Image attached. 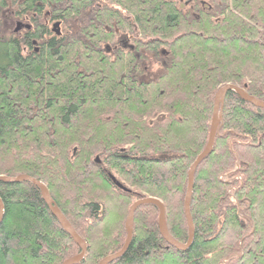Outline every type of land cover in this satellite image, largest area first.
<instances>
[{
    "label": "trees",
    "instance_id": "16d2710c",
    "mask_svg": "<svg viewBox=\"0 0 264 264\" xmlns=\"http://www.w3.org/2000/svg\"><path fill=\"white\" fill-rule=\"evenodd\" d=\"M8 1L0 175L46 184L87 242L79 264L123 247L142 196L164 203L169 233L186 243L188 173L207 145L217 92L234 84L264 101V0H12L31 16L21 33L2 16ZM0 198V264H62L81 251L36 184L0 182ZM190 210V248L170 245L159 208L144 204L130 247L110 264H264V108L235 91L196 169Z\"/></svg>",
    "mask_w": 264,
    "mask_h": 264
},
{
    "label": "water",
    "instance_id": "95a60500",
    "mask_svg": "<svg viewBox=\"0 0 264 264\" xmlns=\"http://www.w3.org/2000/svg\"><path fill=\"white\" fill-rule=\"evenodd\" d=\"M229 91H235L237 92L240 96H242L243 99L247 100L248 102L254 104L257 107L264 108V101L257 99L254 96L249 95L244 87H240L234 84H227L223 86L216 94V100H215V107H214V112H213V118H212V124H211V129L209 133V138L207 145L205 149L197 156L193 164L191 165L188 173V187H187V193L185 197V202H184V208H185V215L189 227V238L186 243H180L177 241L175 238L171 236V234L168 231V227L166 224V217H165V206L164 203L157 197H141L137 201H135L128 212V216L126 218V230H127V238L125 240V243L123 247L116 253L111 254L106 256L104 259L99 264H110L112 261L115 259H118L122 257L128 248L131 245L132 238H133V222H134V215L135 211L142 205L144 204H154L159 208V228L162 236L164 239L172 246L177 248L180 251H185L193 243L194 240V234H195V229H194V223L193 219L191 216V210H190V205H191V199H192V194H193V189H194V176L196 169L198 166L201 164V162L212 152L214 143H215V138L217 135L218 128L222 122V112H223V107H224V101L226 94ZM111 179L114 181V183L121 188L124 191L129 192L130 190L126 188L124 185H122L113 175H110ZM24 181H29L34 184H36L41 192L44 201L46 202L48 208L52 212L53 216L57 218V220L60 222L64 230L73 238L75 243L80 247L81 251L78 255L73 256L69 258L68 260L64 261L62 264H79L85 257L88 246L86 241L75 231L71 223L68 221V219L65 217V215L62 213V211L59 209L57 206L56 202L53 200L48 187L46 184L38 180L36 178H33L29 175H18L17 177H7L4 175H0V182H6V183H20ZM4 215V205L3 202L0 198V221L2 220Z\"/></svg>",
    "mask_w": 264,
    "mask_h": 264
},
{
    "label": "flooded vegetation",
    "instance_id": "af4514ba",
    "mask_svg": "<svg viewBox=\"0 0 264 264\" xmlns=\"http://www.w3.org/2000/svg\"><path fill=\"white\" fill-rule=\"evenodd\" d=\"M17 1L18 4H22L25 2V0H14ZM78 1V0H77ZM87 3H89V0H85ZM181 1V0H180ZM2 16L5 17L8 21H16L17 27L14 28V31L16 33H21L24 28H26L25 21L30 20V15H20L13 6L12 0L8 1V6L4 9ZM57 24H54V29L56 28ZM57 32V31H56Z\"/></svg>",
    "mask_w": 264,
    "mask_h": 264
},
{
    "label": "rangeland",
    "instance_id": "374dc122",
    "mask_svg": "<svg viewBox=\"0 0 264 264\" xmlns=\"http://www.w3.org/2000/svg\"><path fill=\"white\" fill-rule=\"evenodd\" d=\"M10 23H12V21H9V24H10ZM13 26H14V28H16V27H17L16 23H14ZM154 66H157V65L155 64V65H153V67H154ZM142 197H146V196H142ZM147 197H150V196H147ZM136 201H137V200H136ZM133 203H134V202H133ZM130 207H131V206H130ZM129 209H130V208H129ZM114 212H115V213H114ZM114 212H113V210L109 212V215H110L109 218L111 217V219H113V218L116 216V213H117V212H116L115 210H114ZM128 212H129V211H128ZM111 215H112V216H111ZM112 217H113V218H112ZM56 219H57V218H56ZM133 224H134V222H133ZM126 238H127V237H126ZM86 243H87V242H86ZM79 248H80V247H79ZM79 253H80V252H79ZM79 253H75L74 256L78 255ZM71 257H73V256H71ZM71 257H69V258H71ZM69 258H68V259H69ZM68 259H66V260H68ZM66 260H65V261H66Z\"/></svg>",
    "mask_w": 264,
    "mask_h": 264
}]
</instances>
